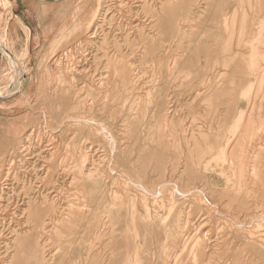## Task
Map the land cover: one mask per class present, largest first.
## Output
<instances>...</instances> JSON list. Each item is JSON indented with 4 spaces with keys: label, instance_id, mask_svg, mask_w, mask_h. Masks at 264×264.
I'll return each instance as SVG.
<instances>
[{
    "label": "rangeland",
    "instance_id": "obj_1",
    "mask_svg": "<svg viewBox=\"0 0 264 264\" xmlns=\"http://www.w3.org/2000/svg\"><path fill=\"white\" fill-rule=\"evenodd\" d=\"M86 1L0 0V37L5 36V39L0 38V183L3 181L1 174L4 173L12 156L9 144L11 127L15 124H27L23 125L21 131L26 133L30 129L29 123L40 119L39 113H33L32 106L54 111L66 105L72 106L79 99H85L84 92L81 98L71 99L66 97L68 91L65 89L58 96L53 94V91H49L41 97L37 91L42 82L41 77L45 75L47 77V70L51 73L58 70L55 60L60 55L67 50L77 55L86 48L92 51L93 57H96L91 69L95 70L96 74L105 72L106 76H111L108 104L115 111L109 109L102 121L110 126L118 138L115 162L120 172L135 174L152 187L164 180L180 181L183 186L201 185L202 181L210 177L212 184L224 189L225 178L220 174L224 166L221 157L213 160L207 172L195 165L190 169L186 164L185 152L176 151V146L169 141L163 145H156L150 137L159 134L164 136L168 132H174L176 135L185 131L189 133L195 127L197 132L209 133V140L215 143V146L216 143L222 145L223 135L226 133L231 135L235 129L241 109L245 110L253 102L255 109L252 116L256 123L252 137L245 148L247 156L245 183L247 189L252 186L256 180L252 156H255L256 151L259 150L256 148L259 141H264V86L252 88L251 83L243 82L241 87L235 90L233 80L235 75L240 73L251 80L255 76L264 77V0H170V4L167 0H136V4H132L131 15L125 14L130 18V25L122 31V34L118 29L122 15L120 13L116 15V10L119 11L120 8L118 4H114V19L109 25L108 21L112 14L108 16L99 31L101 42L93 47H87V34L90 30L84 26L97 4H93L92 9L87 8V4H84ZM235 13L237 24L231 26L232 23L228 24L226 20ZM20 17L32 28V39L29 41L30 55L26 49L24 32L19 41L13 40L10 35L12 24ZM23 29L25 30L26 27L23 26ZM104 39L106 42H103ZM117 54L123 57V61L118 64L115 61ZM121 67L125 68L128 79L138 73V80L132 86H126L122 80ZM134 69L136 71H133ZM248 71L253 74L245 75ZM23 75L26 82L22 90L14 95L3 96ZM89 75H92L90 71ZM206 79L208 80L206 83L202 82ZM82 81L80 79L76 81L75 86L69 91L70 96L82 88ZM30 83L33 85L32 93L27 92L28 96H26L24 93ZM256 92L259 95H255ZM136 98H139L144 107L149 100L160 103L171 102L174 106L171 110L176 109V104L185 108L191 102H195L192 107L197 112L180 110L181 119H175L173 115L168 118L174 124V130L167 129L164 128L165 126L162 127L167 121L165 112L154 117L151 114L152 104L145 115L136 110H129V104L123 107L125 101L129 102ZM194 116L197 119L194 120ZM228 116L231 119L227 120ZM87 136L79 132L75 136L72 131L65 134L58 143L59 159L55 162V167H49V164L38 159L39 151L30 156L14 154L17 157L12 166V176L7 181L5 198L0 206V232L3 233L0 244L1 256H6L5 242L11 247L15 244L14 239L17 235L13 233L11 227L20 216L16 217L14 211L16 208L20 211V207H25V202L28 200L27 189L36 187L30 191L31 196L41 201L47 195L48 203H51L56 194L54 192L56 185L59 190L66 187L60 192L61 203L76 201L86 206L82 207L81 213L75 215L72 223L61 228L60 234H56L50 226L42 230L39 259L36 260L31 255L27 264H131L130 255L137 248L142 256L137 264H174L171 259L166 262L158 260L159 256H156L160 234L158 235L154 230L156 226H163L164 222L167 224L169 221L171 216L168 207L161 208L152 199L149 200V211L140 206V212L134 216L137 235L135 236L134 233L129 232L131 213L126 208L120 213L121 205H113V190L127 192L130 195L135 193L141 195V192L128 185L121 176L112 179L109 170L110 159L109 157L103 159L105 155H109L110 146L103 136H91L92 161L88 164L104 160L101 164L104 165L85 185L80 184L77 189L69 190L67 183L73 174L70 167L73 160L68 152L69 146L75 142L77 154H80L86 150L83 141L88 139ZM262 144L264 147V143ZM71 148L73 150L74 146ZM182 148L187 149L185 146ZM60 163L67 165L63 173L60 170ZM47 168L53 172L44 178ZM185 170L189 174L182 176ZM15 176L17 179L14 178ZM249 191L248 197L238 192L231 194L234 199L229 204L230 199L224 200L223 207L227 206L223 211H230L237 217L240 215V220L248 222L249 218L244 217L240 207L245 198L248 199L245 200L247 202L245 208L247 210L254 208L250 212L264 210L263 203H258L257 198L255 199L254 190L249 188ZM74 194L79 196L77 200L74 199ZM217 218L220 226L225 228L224 232L227 231L226 239L232 251H238L237 264H264L262 227L253 226L254 228L248 232L251 235L235 237L236 233L231 232L228 228L229 224L226 225L222 217L217 216ZM214 226H218V222ZM26 227L27 229L24 228L22 231L33 229L29 225ZM210 227L208 221L201 222L194 217L189 228L187 227V237L191 241H203L204 232ZM165 234L166 232H162L161 237L165 238ZM215 237L221 238V235ZM229 260L230 255L225 254L222 260L212 264H228ZM0 264L26 263L21 254H17V249L11 248L9 255L4 260L0 259ZM187 264H196V262L191 257Z\"/></svg>",
    "mask_w": 264,
    "mask_h": 264
},
{
    "label": "bare ground",
    "instance_id": "obj_2",
    "mask_svg": "<svg viewBox=\"0 0 264 264\" xmlns=\"http://www.w3.org/2000/svg\"><path fill=\"white\" fill-rule=\"evenodd\" d=\"M135 2L136 0H87L84 3L87 4V8L91 7L92 9L94 8L93 4H97L96 8L93 9L90 17L87 18L84 26L87 27L88 30H90L87 34V47H93L95 44L101 42L99 40V31H101V29L103 28V25L107 21V18L110 14H112V16L110 17L108 22L109 25H111L115 16L114 4H118V7L120 8L119 11L116 10V15L118 13L122 15L121 24L118 28L122 34V31H124L126 27L130 25V18H127V15H131V13L133 12L132 4H136ZM167 3L170 4V0H167ZM235 15L236 13L231 15L229 19L226 20V23H232L231 26L235 23L237 24V22H235ZM172 22L173 21H171V23ZM2 38L5 39V36H3ZM103 42H106V39H104ZM80 44L81 42L79 43V46ZM94 57L92 55V51L87 50L86 48L81 50L77 55L71 50H67V52H64L55 60V64L57 65L58 70L54 73H51L50 70H47V77L46 75L44 77H41L42 82L37 91L39 96L42 97L49 91H53V94H56L58 96L59 94L63 93L65 89V91H68L66 92V97L71 99H74V97L81 98L84 92V94H86L84 96L85 99H79V101H76L72 106L66 105L63 107H59L54 111L37 109L35 106H32L31 109L33 113H39L40 119H38L36 122L31 121L29 123V131L26 133H21V131H23L24 124H15L13 127H11L12 134L11 138L9 139V144L12 156L8 160V166L4 170V173L1 174V179H3V181L0 183V206H2V202L5 198L4 195L7 189V181L12 176V166L17 157L14 154L21 153L24 156H30L34 152L39 151V153L37 154L38 159L43 160L45 164H49V167H53L55 165V162L59 159L58 155L60 146L58 143L61 139H63V136L65 134L72 131L75 136L77 135V132L88 135L87 138L90 141L88 139L83 141V143H85L84 145L86 147V150L80 152V154H77L75 142L70 144V146L67 144L70 147L68 152L70 153V156L73 160V162L70 164L73 174L70 177V181L67 183V187L70 191H72L73 188L77 189V186H79L80 184L85 185V183L93 179L100 170L101 166L104 165H101L102 163H104V160H100L97 163L92 162V164L90 165L88 164L89 161H92L90 150L92 149L93 142L91 140V136H103L104 140H106L110 146L109 155H105L103 159H105V157H107V159L109 157L110 159L111 167L109 170L112 175V179L115 180L117 176H121L122 178H124L128 185L136 189L139 193L141 192V195L137 193L130 195L129 193H125L120 190L112 191L113 205L120 204V213L123 208H126V210L132 215L129 232L135 234L134 216L140 212V206L145 207L146 210L150 209L149 200L152 199L154 203L159 204L161 208L168 207L169 215L171 216L169 221L167 222V224L166 222H164L163 226H156L157 228L154 230V232H156L158 235L160 234V237L158 238L159 241L157 242L156 246L158 247L157 249H159L156 255L159 256L158 260L161 259L162 261L167 262L169 259H171L174 264H187V262L190 261L192 257L196 264H212L222 260L225 254H229L230 260L228 264H237L238 251H232V247L228 243V239H226L227 231L224 232L225 228L220 226L217 216L222 217L225 220L226 225L227 223L229 224L228 228H230L231 232L236 233L235 237H245L246 234L251 235V233H248L249 230L256 227L257 225L259 228L262 227L264 230V210L259 208V210H256L254 212H250L253 211L254 208L252 210H247L245 208V206L247 205V202L245 200L248 199L245 197V200L240 207L244 217L247 219L249 218L248 222L240 220V215L237 217V215L233 214L230 211H223V208L225 209V207L227 206L225 205L223 207L224 200L230 199L228 201L229 204V202L234 199L231 197V194L235 192L243 193L247 196L250 192L249 188L254 190L256 196L255 199L257 198L258 203H263L262 207H264L263 140L261 142L259 141L258 145H256V148H258L259 150L256 151L255 156H252V160H254L253 168L255 170L253 172L256 175L255 183L252 186H249L248 189L245 183L247 177V156L245 148H247L248 146V140L252 137L253 127L256 123L254 120V116H252L253 110L255 109V104H253L252 102L245 110L241 109L238 114L235 129L233 128L234 130L231 135L227 133L223 135L224 140L222 145H220V143H216L215 146V143L209 140V133L203 131L197 132L195 127H193L192 131L189 133H186L185 131V133L180 132L176 135L174 132H168V134H164V136L159 134L157 136L151 135L150 137V140L156 145H163L166 144L167 141H169L176 146V151L185 152L186 164L190 169H192V165H195L196 167L199 166V168H202L205 172H207L206 170L210 168L213 160L221 157L224 166H222L223 169L221 170L220 174L225 178V183L223 184L224 189H219L215 184H212L209 180V176L208 179L201 182V185L193 184L190 186H183L180 181L164 180L159 185L152 187L144 183L140 179V177L135 176V174L133 175L130 173H125L123 171L120 172L116 166L115 160L118 149V138L114 135L110 126L106 124L104 120L102 121L105 115L109 112V109L115 111L114 109H112V106L108 104V90L109 83L111 82V76H106L105 72L96 74L95 70L91 69L93 62L96 59V57ZM116 57V64L123 61V57L119 56V54H117ZM114 68L116 69L115 72H117V66H115ZM124 69L125 68L121 67V70H123L121 74L122 80L125 82L126 86H132L138 80V73L135 75H131L132 78L128 79V74L124 71ZM89 71L90 73H92V75H89ZM133 71H136V69H134ZM174 72L175 71H173V73ZM243 72H245V70ZM234 73L237 74V71L234 70ZM250 73L251 75L253 74V72L248 71L245 75L250 76ZM258 77L259 76H255V78L251 80L250 78L241 75V73L239 75L237 74L235 75V79L233 80V83L235 84H233V89L238 90L243 82L251 83L252 88H261L264 86V77ZM25 79L26 78L23 75V77L21 76L19 81H14L15 84H13L10 91L4 93L3 96L14 95L21 91L22 87L24 86V82H26ZM78 79L83 80L82 88H79V90L75 91L73 95L70 96L69 91L75 86V83L76 81H78ZM207 81L208 80L206 79L202 82L206 83ZM254 83H256L255 86ZM32 87L33 85H31L30 83L24 95L28 96L27 92H31ZM257 94L259 95L258 92H256L255 95ZM194 103L195 102H191L190 104L188 103L189 106L185 108H183V105L176 104V109L174 108L171 110V108L174 107L173 105H171V102L160 103L149 100L146 102V105L144 107L141 105V101H139V98H136L129 102L125 101L123 103V107H127L129 104V110H136L140 114L145 115L149 112V107L152 104L153 110L151 111V114H153L154 117H158L159 114H163L161 112H165L164 115L167 121L164 125H162V127L165 126L164 128H172L174 130V124L169 121L168 118L173 115L175 119H181L182 116L180 110L183 109H187L190 113L197 112L193 109L194 107H192ZM43 104L45 103L43 102ZM193 119L195 120L197 119V117L194 116ZM226 119L229 120L231 119V117L228 116L226 117ZM73 146L74 148L72 150L71 147ZM184 146L187 147V149L182 148ZM216 152L218 153L217 155L215 154ZM44 153H46V155H42ZM66 166L67 165H64V163H60V170L62 171L61 173L64 172ZM51 172L53 171L47 168V174L44 178L48 177ZM184 174L186 175L189 173L185 170L181 175L183 176ZM182 176L181 178H183ZM14 178L17 179V176H15ZM35 188L36 187H30V189H27L26 193H28V200L25 202V207H20V211H18V208H16L14 211V215L16 217L20 216L11 227L13 233L15 232V234L17 235V237L14 239L15 244L11 247L9 246V243L5 242V247L7 250L6 256L9 255V250L11 248H15L17 249V254H21L26 264L31 255L34 256L33 258H36V260L39 259V244L41 240L40 238L42 236V230H46L47 227L50 226L56 232V234H60L59 231L61 230V228L64 225L72 223L75 215L81 213V209H83L82 207L86 206V204H84L83 206L82 204H78L76 201H69L68 204L61 203L59 198L62 193L60 194V192L64 191L66 187H62V189L59 190L58 186L54 185V188H56V191L54 192H56V194L53 196V200L51 203H48L49 199L47 198V195L41 201L35 199L34 196H31L30 191ZM78 192H80V189H78ZM78 198L79 196L77 194H74V199L77 200ZM194 217L198 220H201V222L208 221L211 224L210 229L207 232H204L203 241H191V239H188L187 237V227L189 228V224L194 220ZM217 222L218 226L215 227L214 224H216ZM28 225L33 228L31 230L32 232L22 231L24 228L27 229L26 226ZM162 232H166L165 238L161 237ZM220 235L221 238L215 237ZM2 236L3 233L0 232V244L2 243ZM135 236L137 235L135 234ZM6 256H1L0 254V259L4 260ZM130 257L132 259L131 264H137L138 262H140L142 259L140 250L138 248L135 249Z\"/></svg>",
    "mask_w": 264,
    "mask_h": 264
},
{
    "label": "crops",
    "instance_id": "obj_3",
    "mask_svg": "<svg viewBox=\"0 0 264 264\" xmlns=\"http://www.w3.org/2000/svg\"><path fill=\"white\" fill-rule=\"evenodd\" d=\"M18 3V2H17ZM22 17L18 18L16 20V23L12 24V27L10 28V35L13 40L19 41L21 39V35H25L26 40V49L28 50V54L31 53V47H30V40L32 39V28L30 27L29 23L25 21L23 22ZM23 26L26 27V32L23 29ZM29 42V43H28Z\"/></svg>",
    "mask_w": 264,
    "mask_h": 264
}]
</instances>
